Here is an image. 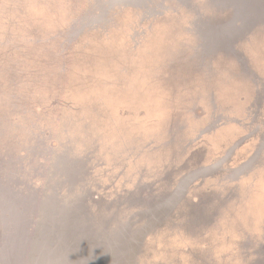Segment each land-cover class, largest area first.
<instances>
[{"label":"rangeland","instance_id":"374dc122","mask_svg":"<svg viewBox=\"0 0 264 264\" xmlns=\"http://www.w3.org/2000/svg\"><path fill=\"white\" fill-rule=\"evenodd\" d=\"M225 2L0 0V157L35 188L86 199L108 230L144 222L137 264H264V167L251 172L264 158V24L213 27L234 13ZM58 154L75 161L69 177ZM190 176L206 179L190 189ZM175 190L168 214L134 216Z\"/></svg>","mask_w":264,"mask_h":264},{"label":"water","instance_id":"95a60500","mask_svg":"<svg viewBox=\"0 0 264 264\" xmlns=\"http://www.w3.org/2000/svg\"><path fill=\"white\" fill-rule=\"evenodd\" d=\"M258 1L260 4L248 5L227 0L225 5L241 12L237 21L244 26L264 24V0ZM90 15L88 8L72 26L77 36L92 29L82 23ZM23 149L20 155H25ZM55 158L69 177L75 161L61 154ZM11 160L0 157V264H137L142 242L149 234L142 228L144 222L133 229V222L126 221L108 230L86 199L63 198L51 185L35 188L19 180ZM178 194L175 190L169 197L145 201L134 216L149 221L155 215L168 214Z\"/></svg>","mask_w":264,"mask_h":264},{"label":"flooded vegetation","instance_id":"af4514ba","mask_svg":"<svg viewBox=\"0 0 264 264\" xmlns=\"http://www.w3.org/2000/svg\"><path fill=\"white\" fill-rule=\"evenodd\" d=\"M220 124H222V123H220ZM235 122L234 121H231V122H229L228 123V125H230V126H232L233 128L234 127H237V126H235ZM222 125H224V124H222ZM221 125V126H222ZM257 137H251V138H249V140H247V142H246V144H245V146L243 145V150H242V152H241V155L240 156H245L243 159H241V160H238L239 162H237V164H239L240 162H243V163H245L246 162V164H250V162H251V160L253 159V146L257 143ZM234 143V142H233ZM245 143V142H244ZM249 147V148H248ZM241 148V147H240ZM234 153L235 152H233L231 155H230V157H228L227 158V162H228V165H226V170H230V169H233L237 164H236V155L234 156ZM250 159V160H249ZM229 161H230V164H229ZM248 161V162H247ZM201 162V161H200ZM214 164H207V165H198L197 166V169H199V168H205V167H211V166H213ZM259 167H264V158H263V160H262V164H260V165H256V167H254L252 170H251V172H253L256 168H259ZM196 169V170H197ZM193 171H195V170H193ZM192 171V172H193ZM250 173V172H249ZM248 173V174H249ZM247 176H249V175H244V176H242V177H240V178H244V177H247ZM182 176L181 175H179V178H181ZM191 177V176H190ZM192 179L190 180V181H188V185H187V187L189 186V188L190 189H194V188H198V187H200L201 186V184L205 181L204 179H206V177L204 176V177H191ZM248 178V177H247ZM254 178H255V176H254ZM249 179L251 180V179H253V177L251 176V177H249ZM256 179V178H255ZM263 179V181H264V177L262 178ZM237 180H240V179H237ZM235 182V181H234ZM239 181H237L236 183H238ZM185 194H187V192H185ZM199 202V199L198 198H196V197H194L193 196V200H192V203L193 204H196V203H198ZM193 215V214H192ZM264 251V250H263ZM260 257H261V260L262 259H264V254L263 255H260Z\"/></svg>","mask_w":264,"mask_h":264},{"label":"bare ground","instance_id":"6f19581e","mask_svg":"<svg viewBox=\"0 0 264 264\" xmlns=\"http://www.w3.org/2000/svg\"><path fill=\"white\" fill-rule=\"evenodd\" d=\"M230 1H232V2L242 1L243 4L251 5L252 3L255 4L257 0H230ZM240 16H241V12L235 11L234 13H232L231 18L227 22H225L224 24H221V25L213 26V27H215L217 29H221V30L225 29L226 27L232 28L234 26V22L237 21L240 18ZM223 40H221V41H223ZM223 42L226 43L225 41H223Z\"/></svg>","mask_w":264,"mask_h":264},{"label":"trees","instance_id":"16d2710c","mask_svg":"<svg viewBox=\"0 0 264 264\" xmlns=\"http://www.w3.org/2000/svg\"><path fill=\"white\" fill-rule=\"evenodd\" d=\"M256 2H257V4H260V2H259L258 0H257ZM207 33H208V32H207Z\"/></svg>","mask_w":264,"mask_h":264}]
</instances>
